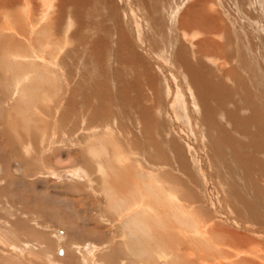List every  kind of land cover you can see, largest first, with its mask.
<instances>
[{"label":"bare ground","instance_id":"6f19581e","mask_svg":"<svg viewBox=\"0 0 264 264\" xmlns=\"http://www.w3.org/2000/svg\"><path fill=\"white\" fill-rule=\"evenodd\" d=\"M18 2L19 0H1L0 5L10 6L8 7L10 10L17 7ZM53 3L54 1L52 0H44V15L42 14L41 18L39 17L40 21L37 22V25L32 23V26L34 25L33 33L30 37H32L34 32L35 34L32 37L33 43H29L32 45L28 47V50H24L26 52L21 51L22 41L17 43L15 42L16 40L14 41L16 34L21 38L24 36L23 27H21L19 22L15 21V17L13 16L14 19H11V17L6 23L4 20V23L0 24L1 38L2 30L7 31L10 27L18 26L15 30L13 28L15 34H10L9 36V39L16 44L14 49L10 50L12 47L9 49L8 45L2 47L1 43L3 41L0 39V58L5 61L6 66H10L4 75L11 78V88L15 87L16 90L15 105L12 109H8L7 112L3 113L2 116L5 117V122H7L2 138L5 140L6 145L10 146L16 158L21 156L19 144L21 146L25 140L29 146L30 142L28 143V141L30 140L28 139L34 138L35 140L36 136L34 137L33 134L41 132L42 129L40 128L41 126L36 125L35 120L33 121L26 116L31 114L28 111L33 109L32 106H34L36 99L41 98L39 102L45 100L40 95H34L33 91L39 90V86L43 89L39 83L43 81L44 83L45 81L54 82L57 77L55 74L30 70L28 66L22 64L31 59V63L35 64L38 63V60L42 61L39 64L44 68L52 65L48 63V58L45 59L46 64L43 63L44 56L41 54L45 50L41 49L40 46L46 48L44 45L50 43H47L46 39L48 37L47 34L50 32L48 19L53 14L50 12ZM114 3H108L110 6L106 10V14L103 12L100 14L101 11L96 10L98 12L97 17L100 19V24H98L96 30L101 33L100 35L96 34V37H94L96 40L94 41V47H96V50L103 52L107 60L114 59L115 65L114 67L111 66L110 77L106 74L110 78L111 84L107 92L104 93L100 89L97 90L96 88L98 87L95 84L91 85L95 90L93 92H95L100 101L98 102L100 106L97 108L92 106L93 112L92 115L90 114L91 118L87 125L94 126L92 121L97 122V118H100V111L105 108V106L102 108L103 104L111 110L112 116H102L108 122L110 117L115 120V117H120V114L124 119H129L133 115L139 122L142 121V124L143 120H145L143 130L149 145L147 147L143 145V147H145V151L152 152L151 159H154L147 165H143L142 170L132 160H129L130 164H126L128 163L125 161L127 158H124V150L122 146L119 147L116 137L114 138L108 134L98 136L91 133L92 135L88 138V141L87 139L85 140V146L91 158L100 163L102 158L109 161V168L105 167L106 163L104 165L100 164L101 167L98 171L102 178L106 179V182L104 181L105 184L103 183L99 188H101L104 198L107 200V205H109L107 207L122 218L118 222L122 236H120L117 250L125 257L131 255L128 259H134L137 264H264V56L261 58L256 57L252 48L253 45H247V49L252 53L251 55L240 53L236 41L237 36H235L236 38L234 37L235 39L233 38L234 30L232 32L230 29L228 30L229 27L226 28L222 24L223 22L219 18L220 15L217 16L216 14L218 13L215 12L214 14H208L213 21L211 22L215 23L214 26H210L211 28L207 29L203 25L200 26V28L203 26L204 29L201 30L206 37H204L203 41L198 42L196 47H198L197 50L199 49L198 52L201 54H214L227 60L231 65L229 71L222 75H217L214 72L209 75L210 70L203 68L204 62L199 60L201 58H196L195 55L198 54H194L195 51H190L186 46L181 45L174 47L176 51L173 62L182 76L183 84L181 86L186 85L190 88L192 91V102L197 107V112H195L196 119H193L192 115L194 113L192 115H190V112L189 114L187 113L186 109L188 108L185 104L187 100L184 99L183 93L179 92L177 101H175L177 106L174 113L179 118L182 116L185 119L186 124L184 125L189 129L192 128L194 123L198 125L203 122L205 128L201 127L200 130H203L202 132L206 130V135L209 134L208 147L202 143V147H207L209 150L207 152L210 153L207 158L204 157L205 160L208 159L206 161L208 170L205 167L204 170L201 165H199L200 169H194V164L192 163L194 162V156H190L186 146L180 141L181 138L179 139L176 133L174 134L175 122L172 120H166L167 123L161 121L162 116L165 117V114H167L163 113L162 107L165 104L164 86L157 76L155 77L152 72L149 73L147 62L135 55L136 52H133L135 47L133 46L134 49L130 47V40L132 41V39H129L132 32L130 34L129 32L125 33L126 28L125 30L123 29V23L125 22L120 18V10L117 9L120 6L117 7ZM138 3L143 6V0L138 1ZM61 6V18L67 14L68 7H74L75 11L78 12V16L81 17L91 10L89 9L91 0H62ZM145 7L147 12L146 19L151 22V27L157 24L153 28L154 31L151 32L152 36L148 37L146 35V43L149 44L151 49H157L154 39L159 38L162 40L163 34L158 32V27H161L158 21L161 17H157L156 13L161 16L163 12L160 13L154 7L150 8L147 5ZM17 13L15 12L13 15L15 14L18 18L21 15L17 16ZM67 15L68 19L69 14ZM47 17L48 19L46 20ZM187 17L188 15H184L180 18V21L173 25L177 26L178 23L180 29L193 31V25L186 24L185 18ZM217 18L220 20H217ZM94 21L96 20L92 18L90 21L85 22L80 28L81 31L80 29L77 30L76 35H74L75 39L85 40L83 32L85 29H94ZM79 23L81 24V22ZM58 28L59 26H57ZM11 32L12 30L8 33L5 32V35L8 37ZM202 33L200 32L201 35ZM221 33L222 36L225 35L227 40L224 44L214 40V36L221 35ZM192 35L197 36L196 34ZM103 36L106 38L104 42L102 41ZM174 40H176L175 37ZM174 40H172V43ZM85 41L87 42V40ZM186 41L190 42L191 40L186 38ZM60 44L59 42L57 45ZM57 45L54 48L57 49L58 47L57 50L61 53L62 46ZM108 46L110 47L108 48ZM158 46L160 47V45ZM94 47L92 48L98 54L99 51H96ZM19 49H21L20 53ZM244 49L241 45V51L246 52L247 50ZM80 53L78 54L80 55ZM8 55L12 57V59L7 60L9 63L5 60ZM4 56L5 59L3 58ZM254 56L258 58L257 60H262L263 62L260 65L257 64ZM99 58L97 57L96 59ZM19 61H21V64H19ZM52 61H54V66L57 68L59 64L58 58L56 57ZM102 62L104 63V61ZM63 65L65 64L63 63ZM218 66L220 71H224L227 65L223 63ZM127 73L130 76L134 74V76L130 78ZM80 88H76V91L80 90ZM145 91H149L152 97H146ZM52 93L55 92L52 91ZM145 97L149 98L148 102L151 103L150 105L145 104ZM148 106L149 109H147ZM179 106L180 108L184 107V111L181 109V112H177ZM154 107H156L155 111ZM159 109L163 111H160V113ZM113 110L115 112L112 114ZM14 114L21 116L20 121L12 119ZM42 115H45L43 111L35 107L34 116L41 117ZM189 119L192 121H189ZM33 123L34 125L32 126ZM111 124L113 125L114 123ZM94 130L92 129V131ZM113 130H117L118 134H122L121 130L123 132L124 129L113 126ZM157 134L163 136H157ZM203 141L205 142L207 139L204 138ZM128 145L131 146L130 144ZM109 146L113 149L112 153L108 149ZM116 163L120 165L116 166ZM167 168H170V171L174 173L175 170L178 171L177 173L182 178L177 180L175 177L174 180H171V173L161 174L156 172L157 170L163 172ZM131 171L133 176L136 179L138 178V183L135 180H131L133 177L131 176ZM207 171H210V175H207V178L212 181L209 184L204 175L200 173H206ZM199 173L202 179L198 178ZM129 181L132 183H128ZM213 182L214 188L212 189ZM213 191L218 197H212ZM230 207L235 213L229 211ZM226 214L227 219L231 217L233 220L231 222H234V229H229L231 227L226 224L224 219ZM121 215L125 216V218L123 219ZM2 235H0V243L9 245L8 238ZM62 240L59 239V241ZM113 240L107 242L113 243ZM115 242L117 243L118 241L115 240ZM10 247L16 251L11 244ZM27 247L29 248L28 245ZM58 255L60 257L66 255L63 247L59 248ZM109 256L112 255L109 254ZM20 263L21 260L18 256V260L16 262L13 261V264Z\"/></svg>","mask_w":264,"mask_h":264},{"label":"rangeland","instance_id":"374dc122","mask_svg":"<svg viewBox=\"0 0 264 264\" xmlns=\"http://www.w3.org/2000/svg\"><path fill=\"white\" fill-rule=\"evenodd\" d=\"M52 1H54V3L50 12L53 14L49 12L51 15L48 13L50 15L49 19L48 17L46 18V20L48 19V24H50L48 26L51 32L47 34L48 37L46 41L50 43L44 45L46 48L40 46L41 49L45 50L41 54L44 56L43 63H45V59L48 58V63L52 65L44 68L39 64V62L42 61L38 60V63L35 64L31 63V59L28 61L26 60L27 62H23L22 64L28 66L30 70L33 69L36 72L40 71L55 74L57 77L54 82L45 81L44 83L43 81L39 83L43 89L39 86V90L33 91L34 95H40L45 98V100L39 102L41 98L38 100L36 99L34 106H32L33 109H29L30 112L28 111V113L31 114H27L26 116L30 117L33 121L35 120L34 122L36 125L41 126L40 128L42 129L41 132L33 134L34 137L36 136L35 140L34 138L28 139L30 140L28 141V143L30 142L29 146L25 140L21 146L19 144L21 153L19 158L14 157L12 149L10 146L6 145L5 140L2 138V133L7 125L5 117L2 116L3 113L7 112L8 109H12L15 105L16 90L15 87L11 88V78L9 76L5 77L4 75V73L7 72V68L10 66H6L5 61L0 58V235L3 234L2 236L7 237L9 240V245L0 243V264H13V261L16 262L18 260V256L21 260L20 264H137V261L134 262V259H128L131 255L125 257L117 250V246L120 243V236H122L119 229L120 226H118L120 224L118 222L122 220V218L107 207L109 206L107 205V200L104 198L101 188H99L103 183L105 184L106 179L102 178L98 170H100L99 168L101 165L105 163V167L109 168V161L102 158V162L100 163L94 158H91L86 149L85 140L87 139L88 141V138L93 133L98 136L108 134L112 135L114 138L116 137V141L119 142V147L122 146L123 152L126 153V155L123 153L124 158H127L125 159V161L128 162L126 164H130L132 160L133 163L136 162L137 165H139L138 167L142 170L143 165H147V163L154 159H151L152 152L145 151V147H143V145L146 147L149 145V141L145 137L146 134L143 130L145 120H143L142 124V121L139 122L133 115L129 119H124L120 114V117L116 116L115 120L110 117L108 122L107 119L102 118V116L111 115V110L103 104L102 108L104 106L105 108L100 111V118H97V122L92 121L94 126L87 125L90 121V114L92 115L93 107L95 106V108H97L100 106L98 103L100 101L95 95V92H93L95 90L92 86L95 84V86L97 85L98 87L96 88L97 90L100 89L101 92H107L111 87L109 78L111 66L114 67L115 65V62H113L114 59L111 58V60H107L105 54L96 50V47H94V41H96L94 37H96V34L100 35L101 33L96 30V27L100 24L97 11H101L100 14H102V12L106 14V10L109 9L108 7L110 6L109 4H113V2H115V6H120V8L118 7L117 9L120 10V18L125 22L123 23V29L125 30L126 28L125 33L129 32L130 34L132 32L129 38L132 39V41L130 40V47L132 49L135 47L136 50H133L134 53L136 52L135 55H138L147 62L149 73L152 72L155 77L157 76L164 86L165 104L162 107L164 110L163 113L167 114H165V117L162 116V120L160 118L157 119L166 123V120L175 122L176 127L174 134L176 133L177 137L179 139L181 138L180 141L186 146V150L190 153V156H194V160L192 159L194 161L192 162L194 164L193 168L200 169L201 167L199 165H201L203 169L205 167V169L208 170L206 166V161H208V159L205 160V158H207V155H210V153L207 152L209 134L206 135V130L204 132L200 130L201 127L205 128L203 122L198 125L194 123L192 128L189 129L184 125L186 124L185 119L182 118V116L179 118L177 114L174 113V110L176 111L175 107L177 106L175 101H177L179 92L183 93L184 99L187 100L185 103L188 108L186 109L187 113L189 114L190 112V115L194 113L192 116L193 119H196L195 112H197V107L192 102V91L186 85L181 86L183 84L181 79L182 76L173 62L176 51L174 47L181 45L186 46L190 51H195L196 53L194 52V54H198L195 55L196 58H201L199 60L204 62L203 68L210 70L208 73L209 75H212L213 72L217 75H222L229 71L231 65L227 60L214 54L202 53V55L198 52V47H196L198 42L203 41L204 37H206L201 29L214 26L215 23H212L213 21L209 18L208 14H214L215 12L218 13L216 14L217 16L220 15L219 18H221L222 24L225 25L226 28L229 27L228 30L230 29L231 32L234 30L236 33L233 32V38L237 36L236 41L240 53H243V55L246 53L251 55L252 53L247 49V45H253L252 48L255 56L258 58L263 57L264 0H143V6L138 3V1L141 0H104L107 3L103 0H101V2L100 0H91V7L89 8L91 10H89L85 16H78V12L75 11L74 7H68V11L66 10L67 14H69L68 19L66 17L68 16L67 14H65L63 18L60 17L62 0ZM43 3L44 0H19L17 7L11 8L10 10L8 8L10 6L0 5V24L4 23V20L6 23L8 19L11 17V19H14L15 17V21L19 22L21 27H23L24 36L21 38L16 34L14 37L16 43L22 41L21 43L23 46L21 47L22 50L19 49V53L25 49L28 50V47L32 45L29 43H33L32 37H34L35 32L32 37H30L33 33L34 25L32 26V23L37 25V22H39L40 18L44 15ZM101 4L102 6H100ZM104 4L108 5L104 7ZM145 5L150 8L154 7V9L160 13L163 12L161 16L159 13H156L157 17H161L158 22L161 24L160 26L162 28L157 26L158 32H162L163 34L162 40L159 38L154 39L156 47H158L157 49H151L149 44L146 43V35H148V37L152 36L151 32L154 31L153 28L157 24L151 27V22L146 19L147 12ZM15 12H18L17 16H21L17 18L15 14L13 15ZM183 14L188 15V17L185 18L186 24L193 25V31L180 29L178 23L177 26L173 25L180 21V18L184 16ZM157 17H155V19L158 20ZM92 18L96 20L94 21L95 28L85 29L86 31L84 30L83 32L87 42L85 40L75 39L74 35H76L77 30ZM128 18L129 20H127ZM219 18H217V20H220ZM193 19L194 21H192ZM79 22H81V24ZM197 25L199 26L197 27ZM201 25H203L204 28L203 26L200 28ZM57 26H59L58 29ZM17 27L18 26L7 29L8 32L12 30L8 37L5 35V32H8L2 30V38L0 37L3 41H1L3 43H1L2 47L8 45L9 49L12 47L10 50L14 49L16 44L9 39V36L10 34H15L13 31ZM192 34H196L197 36ZM174 37L176 40H174ZM186 38H189L191 41L187 42ZM214 38V40L219 43L221 42V44L227 42L225 35L222 36V33L221 35L214 36ZM172 40H174L173 43ZM102 41H106L105 36H103ZM59 42L61 44L57 45ZM21 43L19 44L21 45ZM55 44L57 46H62L61 53L57 50L58 47L55 49ZM158 45H160V47ZM241 45L243 49L245 48L244 50H247L246 52L241 51ZM92 47H94L96 51H99L98 54H96ZM109 47L110 46H108V48ZM78 53H80V55ZM255 56V62L260 65L263 61L257 60L258 58ZM56 57L59 63L57 68L54 66V61H52ZM97 57L100 58L96 59ZM3 58L5 59V56ZM10 59H12V57L8 55L5 60L8 62L7 60ZM98 60L100 64L102 61H104V63L102 62L100 66ZM63 63L65 65H63ZM223 63L227 66L224 71H220L218 65ZM19 64H21V61H19ZM108 68H110L109 72ZM106 74H108L109 77ZM133 76L134 74H132V76L129 74L130 78ZM78 87L81 88L76 91ZM52 91L55 93H52ZM145 95L146 97H152L149 91H145ZM148 99L146 98L145 104L150 105L151 103L148 102ZM70 102L72 105L69 104ZM71 106L73 107L72 109ZM35 107L43 111L45 115L35 117ZM179 108L177 112H181V109L184 111V107ZM147 109H149V106ZM71 110L72 112L70 113ZM155 110L156 107H154V111ZM160 111L161 109H159V112ZM114 112L113 110L112 114ZM19 115L14 114V118L12 117V119L20 121L21 116ZM189 121L192 120L189 119ZM111 123L114 124L112 125ZM33 125L34 123L32 126ZM113 126L124 129L125 132L121 130L122 134H118L117 130H113ZM92 129L95 130L92 131ZM158 135L159 134H157V136ZM204 138H206L207 141L204 142ZM202 143L205 145L208 144L207 147L203 148ZM108 149L111 153L113 152L110 146ZM194 151H196V153H194ZM118 165L120 164L116 163V166ZM156 172H160L161 174L167 172L171 173V180H174L175 177L177 180L182 178L177 173L178 171L175 170V173L171 172L170 168L163 170V172H161V170H157ZM200 173L204 175L208 184L212 182L207 178V175H210V171ZM200 173L198 174V178L200 177L202 179ZM131 176H133V172ZM133 177L131 180H135V182L138 183V178L136 179L134 177L133 179ZM20 179L21 181L19 182ZM128 183L131 184L132 182L129 181ZM213 188L214 182L212 189ZM212 195L213 198L218 197L215 191L212 192ZM219 201H221V199H219ZM229 211L235 213L231 207ZM226 217L227 214L224 216V219L226 224L231 227L229 229H234V222H231L233 220L231 217L228 219ZM124 218L125 216H123V219ZM70 238L71 240H69ZM59 239L63 240L59 241ZM112 239H114L112 241L113 243L107 242ZM115 240L118 242L116 243ZM10 244L15 247L14 249L16 251L10 247ZM61 247L65 249L66 253L63 257L58 255V250ZM109 254L112 256H109Z\"/></svg>","mask_w":264,"mask_h":264}]
</instances>
